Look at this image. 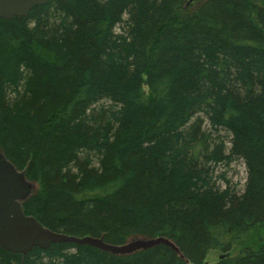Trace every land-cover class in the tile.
Here are the masks:
<instances>
[{"label":"trees","instance_id":"16d2710c","mask_svg":"<svg viewBox=\"0 0 264 264\" xmlns=\"http://www.w3.org/2000/svg\"><path fill=\"white\" fill-rule=\"evenodd\" d=\"M0 152L49 230L168 241L0 246V264H264L261 235L231 252L264 228V0H48L0 18Z\"/></svg>","mask_w":264,"mask_h":264},{"label":"water","instance_id":"95a60500","mask_svg":"<svg viewBox=\"0 0 264 264\" xmlns=\"http://www.w3.org/2000/svg\"><path fill=\"white\" fill-rule=\"evenodd\" d=\"M48 0H0V18L11 19L14 16H26L35 6ZM32 189L24 172L0 152V246L13 253L26 254L33 247L46 249L52 243L87 244L114 254H128L145 249L158 243L168 244L162 238L127 241L122 245H113L103 241L102 237H76L49 230L34 216L27 215L22 202Z\"/></svg>","mask_w":264,"mask_h":264},{"label":"rangeland","instance_id":"374dc122","mask_svg":"<svg viewBox=\"0 0 264 264\" xmlns=\"http://www.w3.org/2000/svg\"><path fill=\"white\" fill-rule=\"evenodd\" d=\"M227 176L230 177L234 182L242 184L245 177V170L243 164L240 162H234L232 165H230L226 169ZM257 235H261V237H264V228H261V230H257L255 232L251 231L247 233L246 235L242 236L239 241L233 246L232 253L236 252L241 248L244 244H250L252 243ZM134 240H145V238H132L130 241ZM219 254L216 252H211L207 256V262H213L218 258Z\"/></svg>","mask_w":264,"mask_h":264}]
</instances>
